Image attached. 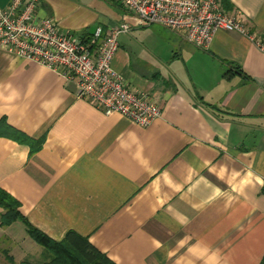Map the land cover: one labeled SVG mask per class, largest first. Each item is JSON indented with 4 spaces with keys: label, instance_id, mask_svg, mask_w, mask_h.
<instances>
[{
    "label": "crops",
    "instance_id": "1",
    "mask_svg": "<svg viewBox=\"0 0 264 264\" xmlns=\"http://www.w3.org/2000/svg\"><path fill=\"white\" fill-rule=\"evenodd\" d=\"M219 1L264 41V0ZM37 15L88 37L126 11L118 0H39ZM152 26L121 34L113 60L160 103L147 127L0 48V119L30 138L0 137V188L51 239L75 231L115 264H262L264 52L238 32L220 30L200 49L160 26L163 49L149 58L132 42ZM0 252L13 264L49 260L21 219L0 225Z\"/></svg>",
    "mask_w": 264,
    "mask_h": 264
},
{
    "label": "built area",
    "instance_id": "2",
    "mask_svg": "<svg viewBox=\"0 0 264 264\" xmlns=\"http://www.w3.org/2000/svg\"><path fill=\"white\" fill-rule=\"evenodd\" d=\"M118 1L126 11L124 20L107 29L98 25L82 37L62 30L53 18L38 17L39 0H11L0 7V48L61 73L77 85L80 98L106 115L119 113L142 127L161 116V105L148 92L134 89L113 67L119 36L134 26H163L200 49H209L220 30L238 32L264 52V41L247 30L240 16L227 13L219 0Z\"/></svg>",
    "mask_w": 264,
    "mask_h": 264
},
{
    "label": "trees",
    "instance_id": "3",
    "mask_svg": "<svg viewBox=\"0 0 264 264\" xmlns=\"http://www.w3.org/2000/svg\"><path fill=\"white\" fill-rule=\"evenodd\" d=\"M224 1L222 0V2ZM228 7L230 6L228 5ZM3 136L20 142H30V138L13 130L6 120L0 119V137ZM0 207L4 209V212L0 213V225H9L21 219L26 223L31 236L46 247L49 252V260L45 264H115L106 254L96 248L88 238L75 231H69L61 241H55L45 235L28 222L20 211L18 201L2 188H0ZM9 260L11 264L14 263L12 258H9ZM21 264L30 263L24 261ZM262 264H264V261Z\"/></svg>",
    "mask_w": 264,
    "mask_h": 264
},
{
    "label": "rangeland",
    "instance_id": "4",
    "mask_svg": "<svg viewBox=\"0 0 264 264\" xmlns=\"http://www.w3.org/2000/svg\"><path fill=\"white\" fill-rule=\"evenodd\" d=\"M163 31H165V29L160 26H152L137 31L140 32L137 35L135 30L132 34L135 36L137 35V38L133 40L132 47L143 52L144 54L147 53L149 55V58H151V56H153V53L157 52L158 49H163L162 46L158 45L159 42H157L159 40L157 39L158 36ZM0 258V260H2L4 264H11L9 256L6 252H4V254H1L0 252Z\"/></svg>",
    "mask_w": 264,
    "mask_h": 264
}]
</instances>
